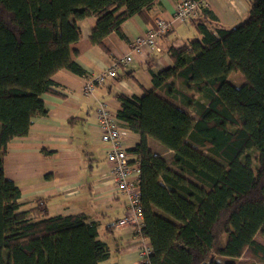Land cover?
I'll return each mask as SVG.
<instances>
[{"label":"trees","instance_id":"trees-1","mask_svg":"<svg viewBox=\"0 0 264 264\" xmlns=\"http://www.w3.org/2000/svg\"><path fill=\"white\" fill-rule=\"evenodd\" d=\"M156 1L0 0V264L109 258L98 223L86 214L51 215L43 200L23 209L4 157L8 143L46 115L43 95L56 93L53 75L85 73L70 49L81 37L78 22L96 17L92 42L105 48L108 34L126 38L122 23ZM249 6L233 28L204 6L190 20L200 38L168 46L173 66L149 67L155 89L142 97L116 94L117 116L141 137L127 152L141 167V232L152 264H237L246 249L264 261V244L255 239L264 235V0ZM233 72L243 75L242 85L229 81ZM149 138L172 151L169 162Z\"/></svg>","mask_w":264,"mask_h":264},{"label":"crops","instance_id":"crops-1","mask_svg":"<svg viewBox=\"0 0 264 264\" xmlns=\"http://www.w3.org/2000/svg\"><path fill=\"white\" fill-rule=\"evenodd\" d=\"M205 4L216 14L218 23L226 28L235 27L249 15V0H207ZM158 18L172 22L171 30L160 39V48L132 49L131 42L146 34ZM96 23L94 16L80 20L81 37L70 45L72 59L85 73L61 69L53 75L56 93L43 95L46 115L33 118L26 137L14 138L8 143L4 171L6 177L21 189L22 208H34L39 200H43L49 213L54 206L58 212L55 215L84 213L89 221L97 222L99 238L107 243L110 251L109 258L100 264H139L141 242L135 228L116 226L126 213L127 200L116 191L95 109L105 102L117 113L121 109L117 93L142 97L146 91L154 90L149 67L161 71L173 66L168 46L180 47L200 36L192 21L174 19L173 0H157L144 13L125 20L121 28L126 38L113 31L103 40L105 48L92 42ZM127 55H131L132 60L121 64L116 77L108 78L91 95L83 93L88 78ZM156 91L186 110L161 89ZM193 117L197 118L196 115ZM123 128L126 130L122 139L125 148H134L140 141V134L132 132L126 125ZM148 143L166 160L164 152L172 156V151L155 139L149 138ZM129 157L132 162L137 161L134 155L129 154ZM143 242L150 245L145 237Z\"/></svg>","mask_w":264,"mask_h":264},{"label":"built area","instance_id":"built-area-1","mask_svg":"<svg viewBox=\"0 0 264 264\" xmlns=\"http://www.w3.org/2000/svg\"><path fill=\"white\" fill-rule=\"evenodd\" d=\"M207 0H173L174 19L179 21H189L200 16ZM172 22L158 18L156 25L150 28L146 34L135 38L131 42L132 49H139L148 46L152 49L160 48L162 35L169 32ZM132 60L131 55H127L121 60H115L109 68L103 72L87 79L83 87L85 95H91L95 89L104 84L108 78L118 75L121 64H126ZM98 126L101 133V141L107 146L106 159L110 164L111 174L115 183L116 191L126 197L127 209L125 215L116 222L117 227L132 226L140 240L139 264H152L149 260L151 245L144 243L142 227L144 214L141 193V167L138 161L132 162L127 149L122 141L127 126L126 122L112 112L105 102L100 103L95 109Z\"/></svg>","mask_w":264,"mask_h":264},{"label":"rangeland","instance_id":"rangeland-1","mask_svg":"<svg viewBox=\"0 0 264 264\" xmlns=\"http://www.w3.org/2000/svg\"><path fill=\"white\" fill-rule=\"evenodd\" d=\"M229 81L233 83L235 86H240L244 82V77L242 74L238 72H233L229 76ZM164 156L167 158L169 162L171 155L164 152ZM50 213L51 215H55L58 212L57 210H55L54 206H52ZM255 239L264 244V235H262L261 233H257ZM237 264H264V261L254 257L251 251L249 249H246L243 255L237 260Z\"/></svg>","mask_w":264,"mask_h":264},{"label":"water","instance_id":"water-1","mask_svg":"<svg viewBox=\"0 0 264 264\" xmlns=\"http://www.w3.org/2000/svg\"><path fill=\"white\" fill-rule=\"evenodd\" d=\"M203 264H205V263H203Z\"/></svg>","mask_w":264,"mask_h":264}]
</instances>
